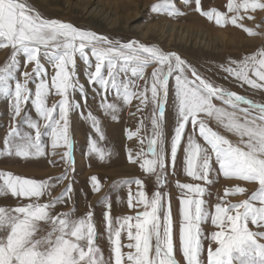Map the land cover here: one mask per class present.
Instances as JSON below:
<instances>
[{
    "label": "snow or ice",
    "instance_id": "1",
    "mask_svg": "<svg viewBox=\"0 0 264 264\" xmlns=\"http://www.w3.org/2000/svg\"><path fill=\"white\" fill-rule=\"evenodd\" d=\"M183 3L194 4L195 11L217 25L230 23L243 28L250 36L258 33L245 27L241 21L254 20L253 13L257 10L264 12V0H227L226 11L204 10L201 0H183ZM151 10L156 13L165 11L169 16L183 14L173 0H163ZM8 47L13 49L12 59L0 68V95L12 99V122L4 140L6 155L21 158L45 156L41 137L47 134L51 137L52 154H56L57 148L64 147L67 151L61 159L73 162L69 97L77 88L84 91L75 72L78 53L86 61L89 83L100 85L101 107L113 119H117L119 107L106 102L109 88L116 90L117 97L125 104L130 105L133 98H137L141 105L146 106L150 101L155 106L147 150L141 148L135 154L129 150L128 159L131 163L142 160L140 167L155 175L158 190L151 197L143 190L135 196L129 190V208L136 210L142 206L135 215L114 220L111 205L107 206L106 231L114 259L105 261L96 243L93 212L89 211L81 218H74L72 213L53 212L58 203L70 199V185L60 197L41 203L40 198L45 194L51 196L53 183L0 171V195L10 194L32 201L11 209L0 207V264H179L175 255L171 197L159 189L166 186L169 169L175 172L177 154L189 125L192 130L184 147V171L198 183L176 182L183 193L180 198L183 222L179 242L186 264H204L200 258L203 252L201 223L209 218L210 213L205 208L203 196L207 191L204 185L213 183V158L225 178L255 182L258 190L249 199L231 203L228 196L244 194L247 189L239 185L225 189L224 196L215 205L214 215H211V223L217 230L211 233L210 239L216 247L207 249L208 264H264V242H261L264 240V104L214 85L175 52H165L158 46L134 39L127 42L112 40L71 23L44 18L26 0H0V49ZM89 48L95 58L94 64L86 52ZM42 50L54 70L50 79L45 78L47 69L41 63ZM19 52L26 53L25 67L34 65L32 73H21L23 81L16 79L13 73L15 56ZM230 63L236 67H226L225 72L243 84L264 90V49ZM149 67L153 70L150 79H146ZM128 73L145 80L141 90H133L135 81L120 79L122 74L127 76ZM34 74L40 79L33 91L28 84ZM171 79H174L177 122L169 148L161 123L165 119L164 105ZM50 94L61 97L58 104L48 105ZM84 99L86 102V95ZM30 100L38 119L28 120L32 131L22 134L16 122ZM215 101L228 107L218 106ZM241 105L248 107L242 108ZM87 119L95 131L101 133L98 118L88 112ZM211 120L236 135L238 143L234 144L213 129L209 123ZM133 136H139V129L128 131V138ZM140 143L143 145V138ZM91 152L97 153L100 159L105 158V152L97 147L95 140L91 141ZM56 179H67V175ZM91 180L94 190L99 191L98 179L92 177ZM134 182L143 189L142 180ZM249 224L257 230L253 231ZM43 225L48 227L45 229ZM122 234H126L127 245L121 242ZM124 247L129 249L127 253L122 251Z\"/></svg>",
    "mask_w": 264,
    "mask_h": 264
},
{
    "label": "rangeland",
    "instance_id": "2",
    "mask_svg": "<svg viewBox=\"0 0 264 264\" xmlns=\"http://www.w3.org/2000/svg\"><path fill=\"white\" fill-rule=\"evenodd\" d=\"M27 4L38 11L42 17L47 19H56L62 22L73 24L75 27L87 31L95 32L99 35L107 36L112 40L127 42L129 40H138L148 45H155L165 52H175L181 56L188 64L197 69L201 77L216 86L226 90L234 91L239 95L254 101L257 104H264V90L254 89L234 76L224 71L226 67H236L231 61H241L246 56L256 54L264 49V12L257 10L253 13L254 20L244 19L241 23L248 28H252L258 34L248 35L243 28L228 24L225 26L217 25L214 21L208 20L200 12L195 11V5H185L183 0H173L176 8L183 14L178 16H169L165 11L159 13L151 9L156 4H162L163 0H93L91 4H86L82 0H26ZM204 10L216 8L220 11H226L227 0H201ZM75 5V8H73ZM99 12L108 18H119V24L116 27H108L98 20L88 18V15L80 16L79 11ZM126 7V8H125ZM129 10V11H128ZM139 12L140 18L137 24L132 27L124 28L123 21L128 12ZM124 15V16H123ZM156 25V33L151 37L142 34L138 26ZM161 28H160V27ZM123 27V28H122ZM159 28V29H158ZM173 34V43L168 46V39ZM163 36V38H160ZM165 38V39H164ZM175 40L177 42H175ZM88 58L95 63L91 49H86ZM13 56L11 47L0 49V68H3ZM26 53L19 52L15 56L16 67L13 73L16 79L23 81L22 72H33L34 65L28 64L25 67ZM41 63L47 69V76L50 79L53 74V68L48 61V57L41 52ZM94 71V68L92 69ZM153 67L146 70L145 78L150 79V73ZM76 75L78 83L84 86V91L79 88L71 92L70 101L72 107L69 111V137L72 141V163L62 160L61 156L67 151L64 147L57 148L56 154H52L51 137L47 134L42 135L41 142L45 146V156H35L21 158L15 155L5 154L6 145L4 140L9 132V126L12 122V99L11 97L0 95V171H9L15 175L25 178L35 179L37 181H49L54 184L51 189V196L45 194L40 198L41 203L48 202L53 197H60L65 189L70 185V199L58 203L53 210L54 213H72L74 218L84 217L89 211L93 212V222L96 225L97 236L96 243L100 248L103 259L109 261L114 259L112 254V245L108 239L105 223V213L107 206L111 205V215L113 219L135 215L136 210H142L139 206L136 210L128 206L129 190L135 196L138 191H145L151 197L158 190L155 175L146 173L141 167L139 160L137 163H131L128 159L129 150L133 154L139 152L141 148L145 151L148 146V139L152 133L151 117L153 115L154 105L149 101L146 106L141 105L137 98H133L131 104H125L123 100L116 95V90L109 88L107 91V101L114 103L119 107L116 113L117 119L106 113L101 107L100 85L89 83L87 79L88 67L84 58L77 53L76 56ZM106 74V69H105ZM40 77L33 75L28 87L35 90V85ZM120 79L127 82L135 81L132 85L133 90H141L145 84L144 79L121 75ZM14 85L15 81H11ZM139 86L137 88L136 86ZM122 91V90H121ZM86 95V102L85 97ZM150 96V93L148 94ZM61 97L50 94L48 105L58 104ZM218 106L222 105L220 101H215ZM79 105V106H77ZM138 107L140 110H138ZM241 107H248L241 105ZM231 110V109H229ZM165 119L161 123V130L167 139L170 148L171 138L174 136L176 127V106L174 104V79L170 80L169 96L164 105ZM88 112H91L98 118L101 133H97L87 119ZM38 119L35 106L30 100L23 108L21 117L17 119L16 127L23 134L32 131L28 127V120ZM141 122L143 127H141ZM43 124V121H41ZM210 126L225 135L234 144L238 143V137L227 132L215 120L209 121ZM139 129V136L128 138V131L136 132ZM191 125L186 128L185 139L182 141L180 150L177 154L175 172L169 169L167 184L159 190L166 195L170 194L171 209L174 221V241L175 255L179 264H186L182 255L179 242V230L182 224L180 198L183 193L177 187L176 182L198 183L188 177L184 171V147L188 134L191 132ZM42 131L47 130L42 128ZM143 138V145L140 143ZM95 140L97 147L105 152V158L100 159L97 153L91 152V141ZM203 143L202 139L200 140ZM148 158H151L150 156ZM67 175V179L57 180L58 177ZM92 177L99 181L100 190L95 191ZM211 177L213 183L204 185L207 189L203 199L205 208L210 213L209 218L201 223L203 252L201 260L208 264L207 249L209 246L215 248L216 245L211 241V233L217 229L211 223V215H214L215 205L220 202V197L224 196L226 188H232L237 185L247 189L244 194L228 196L231 203H239L249 199L251 194L258 190V184L238 179H227L219 169L218 163L213 158V168ZM143 181V189L134 182ZM131 183H124V182ZM32 202L25 198H17L12 195H0V207L14 208L22 204ZM257 206H259L257 204ZM46 229L48 226L43 225ZM249 227L256 231L251 224ZM121 242L123 245L129 243L126 234H122ZM261 242H264L262 240ZM127 253L129 249H122Z\"/></svg>",
    "mask_w": 264,
    "mask_h": 264
},
{
    "label": "bare ground",
    "instance_id": "3",
    "mask_svg": "<svg viewBox=\"0 0 264 264\" xmlns=\"http://www.w3.org/2000/svg\"><path fill=\"white\" fill-rule=\"evenodd\" d=\"M53 1H58V0H53ZM82 1L85 3V5L86 4H91L93 2V0H82ZM73 8H75V5H74ZM85 9H86V6L84 7V9L82 11H79L80 16H85V14H87L88 18L98 20L99 22H101L103 24H107L108 27L109 26L110 27H116L119 24V18H117V17L108 18V17H106L104 15L103 16L100 15L99 12L96 14L95 12L85 11ZM124 15L123 16L125 17V21H123V27L125 29L126 28L130 29L132 27V24L133 25L137 24L138 21H139V18H140V15H139L138 11H136V12H133V11L132 12H128V13H126ZM155 27H156V25L138 26V28L142 30V34H144L145 36H148V37H151L150 35L153 36V34L156 33ZM172 36H173V34H171L170 39H168V43H169L168 46H170L173 43V41H174L172 39ZM160 38H163V36H160ZM175 42H177V41L175 40Z\"/></svg>",
    "mask_w": 264,
    "mask_h": 264
}]
</instances>
